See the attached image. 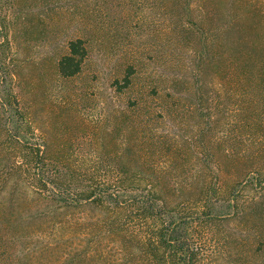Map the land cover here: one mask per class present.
Masks as SVG:
<instances>
[{
  "label": "rangeland",
  "instance_id": "374dc122",
  "mask_svg": "<svg viewBox=\"0 0 264 264\" xmlns=\"http://www.w3.org/2000/svg\"><path fill=\"white\" fill-rule=\"evenodd\" d=\"M150 183L195 264H264V0H0V262L157 264Z\"/></svg>",
  "mask_w": 264,
  "mask_h": 264
},
{
  "label": "trees",
  "instance_id": "16d2710c",
  "mask_svg": "<svg viewBox=\"0 0 264 264\" xmlns=\"http://www.w3.org/2000/svg\"><path fill=\"white\" fill-rule=\"evenodd\" d=\"M85 55L86 48L83 40L81 38L70 40L68 42V53L61 57L58 61L59 72L64 76L76 74L81 68ZM13 100L14 103L17 102L16 99ZM14 108L15 111L18 112L17 107L15 106ZM18 116H20L21 120L23 119L22 115ZM20 142H23V144L25 143L24 140ZM30 154L31 160L28 164L33 166L34 178L43 185H46L44 178L45 171L42 166L44 164V158L40 154V150L36 148V150ZM155 185L156 184L150 183L149 187H146L147 191L144 198L131 203L133 204L132 207L137 211L139 217L141 218L148 219L152 217V220H155L157 217L160 218L162 216L163 209L167 207L164 202H159L158 199L152 197V193L155 189L153 186ZM147 192L151 193L147 194ZM95 194L97 193L93 190L89 195H94L96 198H101L104 195L100 192L98 195ZM106 194L111 196L110 192H106ZM60 198L65 202L78 201L82 199V197H71L67 193H62ZM86 198H88V196L85 197V199ZM111 201L114 202L115 205L121 206L119 205V202L121 201L117 200V198H112ZM210 213L211 209L208 208L203 212V215L208 218L210 217ZM169 216L170 219L168 221H161L160 223H157L155 220L156 224L154 223L152 233L148 234V237L144 242V245L146 246L145 252L147 251L146 253H149L148 256L154 258L157 264H195L196 248L191 246L187 240L184 227L182 226V222L184 221L177 222L175 215ZM46 251L49 252V249ZM0 264H2V262H0Z\"/></svg>",
  "mask_w": 264,
  "mask_h": 264
}]
</instances>
